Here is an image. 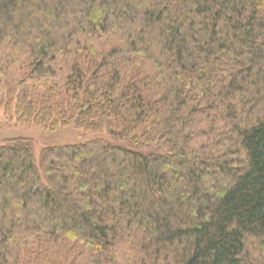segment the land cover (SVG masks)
I'll return each instance as SVG.
<instances>
[{
    "label": "trees",
    "instance_id": "trees-1",
    "mask_svg": "<svg viewBox=\"0 0 264 264\" xmlns=\"http://www.w3.org/2000/svg\"><path fill=\"white\" fill-rule=\"evenodd\" d=\"M2 110L0 264H264V0H0Z\"/></svg>",
    "mask_w": 264,
    "mask_h": 264
},
{
    "label": "rangeland",
    "instance_id": "rangeland-1",
    "mask_svg": "<svg viewBox=\"0 0 264 264\" xmlns=\"http://www.w3.org/2000/svg\"><path fill=\"white\" fill-rule=\"evenodd\" d=\"M7 117L4 116L3 110L0 113V140L2 137L6 135H18V134H24L27 136H31L35 140V154L37 159L40 157L41 151L44 147L47 145H56V144H64L67 142H79L83 141L89 136H85V131H78L74 127H69L67 129H61L55 132H52L50 130H47L43 127L32 125L27 127H13L12 125H7L8 122H6ZM125 144L124 142H122ZM136 148H139V146H136ZM150 149H156L155 145L152 144V146L148 148H142V150H150ZM255 255V254H253Z\"/></svg>",
    "mask_w": 264,
    "mask_h": 264
}]
</instances>
